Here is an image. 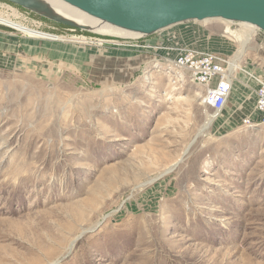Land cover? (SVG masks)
Masks as SVG:
<instances>
[{"label":"rangeland","instance_id":"obj_1","mask_svg":"<svg viewBox=\"0 0 264 264\" xmlns=\"http://www.w3.org/2000/svg\"><path fill=\"white\" fill-rule=\"evenodd\" d=\"M0 15L61 36L0 24V264H264V125L220 115L198 134L203 87L167 66L180 46L231 62L246 34L215 18L125 37L6 0ZM253 30L238 69L254 74Z\"/></svg>","mask_w":264,"mask_h":264},{"label":"water","instance_id":"obj_2","mask_svg":"<svg viewBox=\"0 0 264 264\" xmlns=\"http://www.w3.org/2000/svg\"><path fill=\"white\" fill-rule=\"evenodd\" d=\"M40 12L36 0H6ZM86 15L124 31L147 36L186 21L223 19L264 32V0H61ZM41 13V12H40Z\"/></svg>","mask_w":264,"mask_h":264},{"label":"built area","instance_id":"obj_3","mask_svg":"<svg viewBox=\"0 0 264 264\" xmlns=\"http://www.w3.org/2000/svg\"><path fill=\"white\" fill-rule=\"evenodd\" d=\"M177 51L174 58L167 60L169 70L188 71L190 81L203 87L202 104L217 118L227 102L237 70L233 71L230 60L217 53L192 47H179ZM249 75L256 82V100L253 114L245 117L242 123L247 126L264 125V76Z\"/></svg>","mask_w":264,"mask_h":264},{"label":"bare ground","instance_id":"obj_4","mask_svg":"<svg viewBox=\"0 0 264 264\" xmlns=\"http://www.w3.org/2000/svg\"><path fill=\"white\" fill-rule=\"evenodd\" d=\"M36 1H38L41 4V8L39 11L42 14L47 15L50 18L57 20V22L61 21L67 24L87 28V29H90L92 31H97V32H115L112 34H117V35H121L125 37L137 38L139 36L136 33L124 31L119 28L113 27L109 24L100 22L99 20L86 15L85 13L77 10L76 8H73L67 5L61 0H36ZM0 24L11 27L18 31H21L29 36L48 38L50 40L61 39L60 35H56L53 33H48V32L38 30V29L31 28L23 23H19V21H15L10 18H5L2 15H0ZM237 29H239L241 32H243L246 35H245V38L243 39V42L241 43V48L237 56L234 58V60L230 62V66L233 71L239 68V62H240L239 59L243 55L244 46L246 43H248L247 41L249 40V35L254 33L253 29H255V26L253 27L252 25L241 23V22H233L232 26L228 27L227 31L235 34ZM213 116L214 115L212 114L207 116L203 126L200 127L198 134L204 132L205 129L213 123L215 119V117Z\"/></svg>","mask_w":264,"mask_h":264},{"label":"crops","instance_id":"obj_5","mask_svg":"<svg viewBox=\"0 0 264 264\" xmlns=\"http://www.w3.org/2000/svg\"><path fill=\"white\" fill-rule=\"evenodd\" d=\"M254 46L256 47V45L253 44V46L250 47V49L251 50L255 49ZM192 48H196L202 51H207V49L203 47H192ZM232 60H234V58ZM238 70L244 72L243 73L244 75L243 74H241L242 76L241 75L239 76L238 74H237L238 76L236 75V78L233 80L232 88L227 98V102L225 103L223 111L221 113V115L225 118L224 119L225 122L227 123L243 122V119L245 117L253 114V110L255 106L256 82L249 75L253 73H250L247 70H242V69H238ZM254 75L264 76V67L262 66L260 69L255 70Z\"/></svg>","mask_w":264,"mask_h":264}]
</instances>
